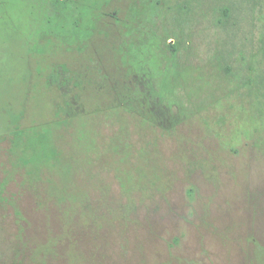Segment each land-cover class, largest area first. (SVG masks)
Instances as JSON below:
<instances>
[{"label":"rangeland","instance_id":"1","mask_svg":"<svg viewBox=\"0 0 264 264\" xmlns=\"http://www.w3.org/2000/svg\"><path fill=\"white\" fill-rule=\"evenodd\" d=\"M0 264H264V0H0Z\"/></svg>","mask_w":264,"mask_h":264}]
</instances>
